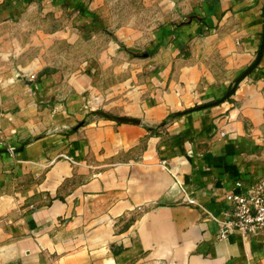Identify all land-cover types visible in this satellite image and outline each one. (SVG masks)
Segmentation results:
<instances>
[{
  "label": "crops",
  "instance_id": "obj_1",
  "mask_svg": "<svg viewBox=\"0 0 264 264\" xmlns=\"http://www.w3.org/2000/svg\"><path fill=\"white\" fill-rule=\"evenodd\" d=\"M263 28L264 0H0V264H264L214 220L264 181Z\"/></svg>",
  "mask_w": 264,
  "mask_h": 264
},
{
  "label": "built area",
  "instance_id": "obj_2",
  "mask_svg": "<svg viewBox=\"0 0 264 264\" xmlns=\"http://www.w3.org/2000/svg\"><path fill=\"white\" fill-rule=\"evenodd\" d=\"M0 146H4L1 135ZM225 200L226 208L214 217L219 225L220 239L233 230L244 235L264 234V181L254 183L239 193H226Z\"/></svg>",
  "mask_w": 264,
  "mask_h": 264
},
{
  "label": "rangeland",
  "instance_id": "obj_3",
  "mask_svg": "<svg viewBox=\"0 0 264 264\" xmlns=\"http://www.w3.org/2000/svg\"><path fill=\"white\" fill-rule=\"evenodd\" d=\"M69 16L68 18L70 19L71 17ZM43 22L48 23L49 27L53 28L56 26V24L61 23V21H58V23L54 17L47 18ZM102 40L103 39L100 37H96L93 40L83 37L77 46H71L70 43H63L53 46L51 53L49 51V57L52 56L51 60L54 66H58L64 71L73 72L83 70L88 64L85 62V59L88 56H92L93 54L97 55L100 52L102 48ZM90 64L92 66H94V64L96 65V71L99 75V91L106 88V86H108L110 83L120 79V77H114L115 75L111 69L113 67H110L103 62H90Z\"/></svg>",
  "mask_w": 264,
  "mask_h": 264
},
{
  "label": "water",
  "instance_id": "obj_4",
  "mask_svg": "<svg viewBox=\"0 0 264 264\" xmlns=\"http://www.w3.org/2000/svg\"><path fill=\"white\" fill-rule=\"evenodd\" d=\"M264 50V28H263V33H262V39L259 45V49L257 51L256 57L253 60V62L239 75V77L236 79V84L244 77L246 76L259 62L261 55ZM123 120V119H122ZM4 151V149H1Z\"/></svg>",
  "mask_w": 264,
  "mask_h": 264
}]
</instances>
